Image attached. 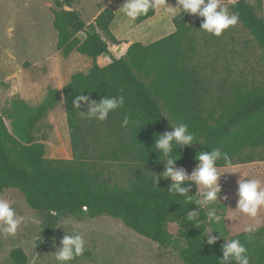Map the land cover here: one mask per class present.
Returning a JSON list of instances; mask_svg holds the SVG:
<instances>
[{"label":"trees","instance_id":"obj_1","mask_svg":"<svg viewBox=\"0 0 264 264\" xmlns=\"http://www.w3.org/2000/svg\"><path fill=\"white\" fill-rule=\"evenodd\" d=\"M75 1L52 0L55 48L64 58L72 53L87 57L92 66L87 73L73 74L61 92L50 89L34 112L15 103L7 116L12 120L11 132L0 113V195L17 190L31 210L43 214V238L52 233L57 218L106 216L161 247L174 246L183 264H220L226 244L221 240L207 243L208 215L195 202L197 184L185 180L182 186L187 193H173V181L162 175L167 158L155 143L158 137L173 132L174 126L184 124L193 143L174 144L173 168L198 167L196 157L213 151L220 154L215 167H225V157L233 165L264 161V157H240L244 147L264 146V82L250 88H229L220 79L216 85L219 96L215 97L203 49L216 36L201 31L204 18L189 25L187 13L172 19L173 33L148 45L134 42L123 56L101 68L97 58L109 53L108 44H121L110 29L114 12L104 8L85 25L73 9ZM221 2L238 13V23L256 42L264 64V0H255V5L247 0ZM155 12L138 17L137 24ZM80 33L85 36L82 40ZM124 50L122 46L120 55ZM78 95L97 103L108 96L124 95L125 103L109 113L107 120L90 121L78 115L87 114V105L73 106ZM60 100L71 160L47 159L45 146L31 134L35 123ZM112 163L131 166L132 175L126 182H111L106 176L103 166ZM190 212L197 214L194 220L188 219ZM243 245L249 250L250 264H264V241L253 247ZM9 256L13 264H27L21 248H14ZM228 264L236 262L230 258Z\"/></svg>","mask_w":264,"mask_h":264},{"label":"rangeland","instance_id":"obj_2","mask_svg":"<svg viewBox=\"0 0 264 264\" xmlns=\"http://www.w3.org/2000/svg\"><path fill=\"white\" fill-rule=\"evenodd\" d=\"M126 2L127 0H76L73 4V9L79 13L85 25L92 23L99 10L110 8L114 12L110 29L121 44H108V61L120 58V49L125 44L138 42L148 45L174 32L172 19L179 12L172 15L165 13L163 9L166 6L175 8L177 0H163L156 15L140 24L136 20L129 21L119 12ZM247 2L255 5V0ZM54 9L52 0H0V113L10 132L12 120L7 116L15 103L34 112L44 102L50 89L61 92L73 74L87 73L92 66L87 57L70 54L64 58L56 50L57 34L52 26ZM259 15L262 16V13L259 12ZM201 18L188 14L187 23L194 24ZM78 37L84 39L85 36L80 33ZM203 51L204 61L209 65L207 72L212 76L215 97L219 96L216 85L220 79H225L229 88L234 85L250 88L264 82L261 50L240 23L225 30L212 43L209 41ZM67 131L64 105L60 100L35 123L31 134H38L39 139L48 143L47 150L50 153L51 145L67 141ZM68 155L71 160L72 153ZM246 155L264 157V146L244 147L240 157ZM238 165L240 167L237 172L216 167L220 170V192L214 203L202 208L207 215L214 212L221 219L208 220L205 238H215L224 244L231 239H239L242 244L247 243L253 247L264 241V208L260 209L255 219L238 212L239 181L259 178L264 186V161ZM103 167L111 182H126V178L132 175L130 165L112 163ZM197 168L174 167L185 173V180H189ZM0 198L8 199L17 215L25 216L24 224L15 236L0 234V264H13L9 254L14 248L24 251L27 264H59L55 254L62 248L61 241L65 235L73 234L83 235L86 251L72 264H183L174 246L161 247L127 229L120 221L106 216L94 219L57 218L52 233L43 238V214L31 210L21 193L9 189ZM197 198H203L198 185ZM257 220L260 222L258 226ZM249 225L255 228L251 239L244 232V228ZM38 241L40 244L37 245Z\"/></svg>","mask_w":264,"mask_h":264},{"label":"clouds","instance_id":"obj_3","mask_svg":"<svg viewBox=\"0 0 264 264\" xmlns=\"http://www.w3.org/2000/svg\"><path fill=\"white\" fill-rule=\"evenodd\" d=\"M163 4V0H127L119 12L125 16L129 21H135L138 17L146 15L150 10L158 11ZM219 9V11H217ZM164 12L167 14L175 15L179 13H187L198 15L204 18L201 31H204L213 36H221L225 30L236 26L239 21V15L235 12H230L228 7L221 2V0H177V6L164 7ZM125 103L124 95L108 96L100 100L98 103L90 100L89 97L78 95L73 100V106L80 109L83 105L88 106L87 114L78 112L81 118L88 120H95L103 122L108 119L109 113H113L120 109ZM124 124H129L128 117H125ZM193 143V136L187 134V126L181 124L175 127L171 133H165L157 138L155 147L159 150L164 157L167 158L166 168L163 172L164 178H170L173 183L171 191L185 195L188 191L183 187L185 181V173L181 170L173 168L175 159L171 157L173 146L178 145L184 147ZM219 152L213 151L211 155L201 152L196 159L199 161L197 170L192 174L190 179L194 181L201 188L202 199L197 198L195 202L201 207L214 203L217 199V194L220 192L218 179L220 170L214 166V162L219 156ZM178 159V158H176ZM225 169L231 172H237L240 165H233L227 160ZM207 189V191H204ZM239 201L238 212L246 214L249 218H257L261 208H264V186L259 178L249 179L247 182L244 180L239 181ZM189 200L192 197H188ZM55 215V213H54ZM195 212L188 214L189 220L196 218ZM221 217L208 213V220L220 221ZM25 216L17 215L8 199L0 198V234L4 236H15L21 226L24 224ZM259 220L256 225H259ZM199 226V224L197 225ZM77 231V230H76ZM255 228L252 225L246 226L244 232L248 234L251 239ZM62 248L56 252L55 259L59 264H72V262L82 257L86 251L85 240L81 234L65 235L61 241ZM207 243L212 245L215 243V238L208 239ZM223 259L220 264H228L231 258L236 264H250L249 250L241 243L239 239H231L222 248Z\"/></svg>","mask_w":264,"mask_h":264},{"label":"crops","instance_id":"obj_4","mask_svg":"<svg viewBox=\"0 0 264 264\" xmlns=\"http://www.w3.org/2000/svg\"><path fill=\"white\" fill-rule=\"evenodd\" d=\"M103 10V9H102ZM102 10H99V12H98V14L102 11ZM97 14V15H98ZM155 15H156V12H155ZM154 15V16H155ZM153 16V17H154ZM96 18V17H95ZM94 18V19H95ZM151 19V18H150ZM149 20V19H148ZM147 21V20H146ZM93 22V21H92ZM145 22V21H144ZM82 40V39H81ZM118 40V39H117ZM118 41H120V40H118ZM132 43H134V42H130L129 44H125L124 46H125V50H124V52H123V54H121L122 56L125 54V52H126V50H127V48H128V46L130 45V44H132ZM120 45V44H119ZM72 54H76V53H72ZM89 59V58H88ZM90 60V59H89ZM91 61V60H90ZM111 63V60L109 59V61H108V59H106V54H104V55H101L100 57H98L97 58V64H98V66L99 67H105V66H107L108 64H110ZM67 130H68V128H67ZM39 135L38 134H36L35 133V135H34V137L37 139V141L38 142H40V143H42L44 146H45V157L47 158V159H61V160H69V158H70V156L68 155V154H70V153H72V150H71V144H70V139H69V132L67 131V135H66V139H67V141L65 140H63V142L60 144V142L61 141H59L57 144H55V145H51V147H52V151L49 153L48 152V150H47V148H48V143H45L44 142V140H42V139H39V137H38ZM178 170V169H177ZM262 176H264L263 175V172H262Z\"/></svg>","mask_w":264,"mask_h":264},{"label":"water","instance_id":"obj_5","mask_svg":"<svg viewBox=\"0 0 264 264\" xmlns=\"http://www.w3.org/2000/svg\"><path fill=\"white\" fill-rule=\"evenodd\" d=\"M232 1H235V0H232ZM64 9L65 11H71V8L67 7V6H64ZM190 181H192L191 179H189Z\"/></svg>","mask_w":264,"mask_h":264}]
</instances>
